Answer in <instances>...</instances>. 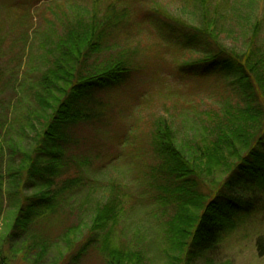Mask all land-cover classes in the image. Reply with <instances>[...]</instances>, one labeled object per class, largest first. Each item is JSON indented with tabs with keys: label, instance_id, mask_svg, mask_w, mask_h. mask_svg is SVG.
Returning <instances> with one entry per match:
<instances>
[{
	"label": "rangeland",
	"instance_id": "374dc122",
	"mask_svg": "<svg viewBox=\"0 0 264 264\" xmlns=\"http://www.w3.org/2000/svg\"><path fill=\"white\" fill-rule=\"evenodd\" d=\"M254 1L253 8L251 5L249 8L251 0H230L226 12L221 9L225 17L212 32L224 47L236 51L246 48L251 15L250 19L255 16L260 21L256 43L264 51V0ZM195 3L194 0H0V254L7 255L4 259L13 264L56 263L58 255H67L63 253V234L76 229V234L70 235L87 240L91 236L87 229L97 206L115 192L121 205L111 229L114 243L141 247L143 264H180L173 252L164 250L169 245L162 237L163 224L170 211L166 213L165 204L159 205L153 199L156 191L150 175L157 163L151 150L155 123L168 118L184 138L192 131L193 123L199 117L203 119L204 111L221 113L224 105L239 99L230 85L233 75L199 78L182 66L206 55L203 40L189 39L195 32L193 28L203 23ZM109 4L117 10L124 9L126 19L107 29L103 42L109 47L97 57L103 60L124 51L134 71L121 85L96 92L101 103L96 110L97 118L69 129L74 142L66 144L69 146L63 160L67 170L55 179L52 189L62 187V180L67 178L79 179L80 185L74 191L65 189L70 199L64 194V199L56 201V211L45 213L34 227L33 233H40L41 239L53 244L46 256L34 263L35 253L28 252L26 246L33 236L28 235L30 241L26 239L20 244L11 242L6 234L10 232L8 222L17 209L14 207L38 190L28 185L17 191L16 182L7 173L17 170L22 154L34 152V143L39 138L36 133L42 134L47 127L48 117L39 105L38 98L43 94L39 83L42 75L54 68L53 61L59 55L56 46L66 29L78 20L87 22L93 14H103ZM86 56L87 61H92L85 52L84 59ZM89 67L90 64L83 70ZM80 73L83 74L82 68ZM45 98L50 100L46 94ZM31 122L36 129L32 132L26 126ZM210 257L216 264H264V216L252 214L240 222L224 236ZM205 259L194 263L204 264ZM102 262L101 255L90 248L72 264Z\"/></svg>",
	"mask_w": 264,
	"mask_h": 264
},
{
	"label": "trees",
	"instance_id": "16d2710c",
	"mask_svg": "<svg viewBox=\"0 0 264 264\" xmlns=\"http://www.w3.org/2000/svg\"><path fill=\"white\" fill-rule=\"evenodd\" d=\"M194 1L203 23L193 28L195 32L189 39L203 40L206 55L182 66L199 78L233 75L230 85L239 99L224 105L221 113L204 111L203 119L199 117L184 138L168 118L157 120L151 145L157 163L150 177L156 191L154 201L165 204L166 213L170 211L163 224L162 237L169 245L164 250L173 252L180 264H196V260L203 258L204 264H216L210 255L224 236L250 215L264 216V51L256 43L260 21L255 16L254 20L251 15L249 22L246 20L249 24L246 48L236 51L224 47L212 32L219 20L224 19V9L230 0ZM255 3L251 0L248 7ZM126 14L124 9L117 10L109 4L103 14H93L87 22L82 19L69 26L56 46L59 55L53 61L54 68L41 77L39 87L43 94L38 99L48 117L47 127L42 134L36 133L39 138L34 143V152L22 154L17 170L7 173L16 182L17 191L28 185L38 190L14 207L17 209L8 222L10 232L6 234L11 242L20 244L29 240L28 235L33 236L26 246L28 252L35 253L34 263L40 262L53 245L41 239L40 233H33L34 227L45 213L56 211V201L67 195L65 189L74 191L80 185L79 179L67 178L62 180V187L52 189L55 179L67 170L63 160L69 146L66 144L74 142L69 129L97 118L96 110L101 103L96 92L121 85L134 71L124 51L104 58L105 61L97 57L109 47L103 42L107 29L125 21ZM85 52L92 61H87V56L84 59ZM95 55L97 58L92 59ZM26 126L28 131L36 130L32 122ZM42 187L46 190H39ZM110 195L103 205L97 206L87 229L91 236L86 240L72 236L76 229L66 231L61 238L65 242L63 253L67 255H58L52 264L77 262L90 248L101 255L103 264H143L141 247L119 246L112 239L111 229L121 204L115 192ZM4 255L7 256L0 254V264H13Z\"/></svg>",
	"mask_w": 264,
	"mask_h": 264
}]
</instances>
